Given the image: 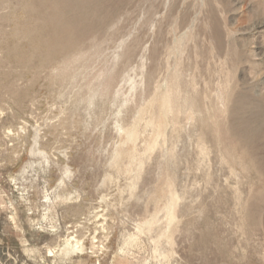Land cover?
Masks as SVG:
<instances>
[{"label": "rangeland", "instance_id": "obj_1", "mask_svg": "<svg viewBox=\"0 0 264 264\" xmlns=\"http://www.w3.org/2000/svg\"><path fill=\"white\" fill-rule=\"evenodd\" d=\"M0 264H264V0H0Z\"/></svg>", "mask_w": 264, "mask_h": 264}, {"label": "bare ground", "instance_id": "obj_2", "mask_svg": "<svg viewBox=\"0 0 264 264\" xmlns=\"http://www.w3.org/2000/svg\"><path fill=\"white\" fill-rule=\"evenodd\" d=\"M71 244V243H70ZM51 252H53V250H51Z\"/></svg>", "mask_w": 264, "mask_h": 264}]
</instances>
